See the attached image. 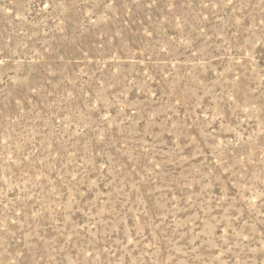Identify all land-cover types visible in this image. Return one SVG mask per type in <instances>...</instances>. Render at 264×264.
<instances>
[{
  "label": "rangeland",
  "instance_id": "1",
  "mask_svg": "<svg viewBox=\"0 0 264 264\" xmlns=\"http://www.w3.org/2000/svg\"><path fill=\"white\" fill-rule=\"evenodd\" d=\"M0 264H264V0H0Z\"/></svg>",
  "mask_w": 264,
  "mask_h": 264
}]
</instances>
